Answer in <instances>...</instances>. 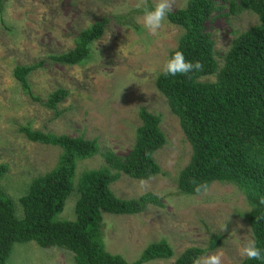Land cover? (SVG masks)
<instances>
[{
	"label": "rangeland",
	"instance_id": "1",
	"mask_svg": "<svg viewBox=\"0 0 264 264\" xmlns=\"http://www.w3.org/2000/svg\"><path fill=\"white\" fill-rule=\"evenodd\" d=\"M189 0H169L170 12L184 9ZM234 1V0H232ZM151 6L156 0H3L0 13V164L8 171L0 187L11 198L15 214L21 218L19 198L27 193L34 178L50 172L58 162L60 149L30 142L21 127L32 131L96 139L102 152L126 156L135 142L140 125L138 111L145 109L161 118L160 130L166 145L153 157L162 175L149 181L122 176L110 186L122 199L146 193L161 198L162 208L147 206L137 215L103 214L104 246L128 263L139 258L152 243L166 241L174 256L146 264H174L187 248L205 249L219 236L216 249L220 264H241L246 257L239 249L253 240L246 221L249 206L242 193L227 184L212 183L196 196L177 193V177L191 157V147L165 98L155 88V80L176 49L182 31L166 18L157 33L143 26L142 15L130 12ZM221 7L204 24L213 42L214 58H222L232 41L257 25L250 12L230 13ZM104 23L102 36L91 46L90 59L79 66L59 65L47 60L74 49L78 34L96 23ZM41 63L28 75L31 100L13 76L14 68ZM214 77L202 79L213 82ZM57 90L68 92L57 106L61 114L44 106ZM65 110V111H64ZM67 110V111H66ZM103 165L101 157L81 162L78 173ZM78 196L72 193L59 214L60 221L75 219ZM235 231V232H234ZM72 255L57 249H42L34 242L13 245L7 264H74Z\"/></svg>",
	"mask_w": 264,
	"mask_h": 264
},
{
	"label": "trees",
	"instance_id": "2",
	"mask_svg": "<svg viewBox=\"0 0 264 264\" xmlns=\"http://www.w3.org/2000/svg\"><path fill=\"white\" fill-rule=\"evenodd\" d=\"M222 1L232 15L253 13L257 25L235 37L219 66L204 24L222 8L217 7L215 0H189L184 9L167 15L168 22L182 31L168 58L179 50L186 60L199 62L201 69L176 77H166L161 72L155 88L177 118L192 151L188 165L177 177V193L196 196L214 182L235 187L248 203L246 221L253 241L264 250V0ZM145 7L151 4L148 2ZM142 10L128 15H142ZM104 23L82 30L73 50L48 56L47 60L59 65H83L91 57L92 44L102 36ZM40 65L17 66L13 71L22 91L35 102L39 98L33 96L27 78ZM208 77L215 80L202 81ZM67 95L68 92L57 90L48 96L44 106L55 111L57 118L61 114L57 106ZM138 116L140 125L134 145L124 157L102 152L96 139L58 136L28 127L19 129L30 142L58 148L60 155L57 165L34 178L27 193L19 198L21 218L0 187V264H7L14 244L30 242L42 249L65 251L72 255L74 264H146L174 256L166 241L148 245L132 263L108 253L104 246L103 214L132 216L141 214L149 205L163 207L157 195L146 193L135 199H122L110 189L122 176L149 181L163 174L153 157L166 145L160 130L161 118L145 109H140ZM98 156L103 160L102 166L78 173L81 162ZM7 171L8 167L0 164V180ZM72 193L78 196L75 219L60 221L58 216ZM219 242L220 237L213 236L205 249L187 248L174 264H193L194 259L215 250ZM241 264H264V259L246 258Z\"/></svg>",
	"mask_w": 264,
	"mask_h": 264
},
{
	"label": "clouds",
	"instance_id": "3",
	"mask_svg": "<svg viewBox=\"0 0 264 264\" xmlns=\"http://www.w3.org/2000/svg\"><path fill=\"white\" fill-rule=\"evenodd\" d=\"M170 12L169 0H156L151 7H144L142 10L143 26L149 32L155 34L165 22ZM201 64L199 62L188 61L184 54L177 50L171 54L163 67V75L166 77H176L189 75L193 71H199ZM200 189L197 188V191ZM235 232V231H234ZM240 255L249 260L264 259V250L257 247L255 241L249 240L239 249ZM221 254H210L202 258H196L193 264H220Z\"/></svg>",
	"mask_w": 264,
	"mask_h": 264
}]
</instances>
